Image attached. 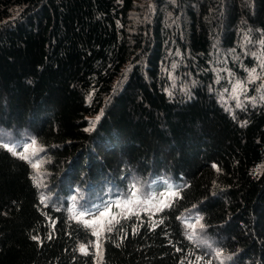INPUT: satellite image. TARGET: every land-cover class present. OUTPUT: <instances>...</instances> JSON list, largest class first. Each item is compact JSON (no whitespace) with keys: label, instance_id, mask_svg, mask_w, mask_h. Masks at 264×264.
Here are the masks:
<instances>
[{"label":"trees","instance_id":"obj_1","mask_svg":"<svg viewBox=\"0 0 264 264\" xmlns=\"http://www.w3.org/2000/svg\"><path fill=\"white\" fill-rule=\"evenodd\" d=\"M247 34L258 49L264 0H0V125L51 154L65 202L41 204L0 147V264H95L92 228L68 219L79 186L125 188L89 203L119 220L99 264H220L187 238L198 217L234 264H264V100L228 109L213 66L231 50L254 66ZM133 177L170 206L125 219Z\"/></svg>","mask_w":264,"mask_h":264},{"label":"rangeland","instance_id":"obj_2","mask_svg":"<svg viewBox=\"0 0 264 264\" xmlns=\"http://www.w3.org/2000/svg\"><path fill=\"white\" fill-rule=\"evenodd\" d=\"M250 41L249 34L245 35L241 44V49L245 53H252L255 54L256 64L254 66H244L242 63L236 64L238 67H242L243 69H246V72H239L233 68V65L235 64L233 62V58L235 59L236 53L231 50L229 52L230 56L224 55L221 59H215L214 61V71H215V79L216 83L219 87V98L223 102V104L230 110H235L236 107V99L232 95V89L234 85L239 81L242 85L241 88L237 89V95L239 97L241 106L253 102L252 97H255V101L262 100L261 96H264V88H261L260 86L264 84V67H261V60L264 59V52L261 48V43L259 41L258 49L253 50L248 45ZM237 52H240V49L238 48L236 50ZM227 56V57H226ZM242 62V61H241ZM255 68L256 69V76L258 79L255 81H249V72ZM174 83V82H173ZM227 89V91H225ZM257 89H260L257 91ZM171 90V89H170ZM25 132L22 131L21 133L11 129V128H5L0 125V142H6L9 143L10 146H15V144L19 141V139L23 136H25ZM20 137V138H19ZM30 143V142H29ZM20 144H28V143H20ZM18 145V144H17ZM16 151L19 153L22 151L21 148L16 147ZM35 153V154H34ZM25 155L29 156V163L32 166L34 163H38L37 168H33V180L38 186L40 193L43 194L45 197H47L45 203H52L56 207H62L64 206L65 202H63L62 199H64L63 196L55 195V188L59 185L53 184V158L51 154L44 149L43 146L36 143L35 146H31L28 148V152L25 153ZM60 177V174H56V180ZM133 181V184H135L136 188L143 194H147V188L145 186V182L141 177H133L131 178ZM119 191L125 192V188L122 187H110V186H104L102 190H89L82 187H77V195H76V201L77 204L80 206L81 210H83L85 207L89 208V203H92L94 200H99L103 197L104 193L108 191L109 193L112 191ZM55 195V196H54ZM164 199V198H163ZM170 201H163V203L156 204L154 207H149L144 203L143 201L139 203H132L129 206H122L120 210V214L125 216L133 215V214H140V213H146V214H155L158 211L159 208L163 207L165 204H169ZM101 211H103V208H100ZM94 215L98 217L96 220V223L92 226V231L95 230L99 232L100 235V241H99V250L97 251L95 245L94 252H95V264H99V262L103 258V241H104V235L107 231V227L112 226L114 220L110 217V214L105 215L103 217L99 216V212H95ZM117 218V217H116ZM85 219L91 220L93 219L92 215L86 216ZM109 221H111V225H109ZM203 225V227H201ZM188 235H193V239H191L195 244L199 245L200 248L204 251L206 255H209V257L212 259H215L216 261L220 262V264H234V257L233 253L226 251V249L221 245V241L217 238L216 235L212 234L208 231L207 227L203 224L202 219L197 220L195 222V228H188L186 229ZM96 241V237L94 236L93 242ZM217 253H220L219 256H217ZM194 264H205L204 258L200 260H196Z\"/></svg>","mask_w":264,"mask_h":264},{"label":"snow or ice","instance_id":"obj_3","mask_svg":"<svg viewBox=\"0 0 264 264\" xmlns=\"http://www.w3.org/2000/svg\"><path fill=\"white\" fill-rule=\"evenodd\" d=\"M260 43H261L262 45H264V39L260 40ZM173 67H175V65H173ZM261 67H264V59L261 60ZM255 73H256V69H255V68H253V69L251 70V72H249V77H248V78H249V81H255L256 79H258V77L256 76ZM241 87H242V85H241L240 82L238 81V82L234 85V87H233V89H232V95H233V97L236 99V107H237V108L241 107V103H240L239 97H238V95H237V89H239V88H241ZM260 87H261V88H264V84H262ZM259 90H260V89H257V91H259ZM225 91H227V89H225ZM251 99H252V101H253V103H254V102H255V97H252ZM261 99L264 100V96H261ZM101 115H102V113H101ZM99 119H100V116H97V117H96V121H98ZM96 121H93V122H92V128L95 127V123H96ZM89 130H91V129H85V131H89ZM36 143H37V142H36L35 139H31V140H30V143H28V144H18V145H16V146H10V144H9V143H6V142H0V147H3L5 150H7L8 152H10V153H11L12 155H14V156H17V155H18L21 159H23V160H25V161H29V156L25 155V153L28 152V148H29V147H31V146H35ZM16 147L21 148L22 151H20V152L18 153V152L16 151ZM34 154H35V153H34ZM29 162H30V161H29ZM38 166H39L38 163H34V164H32V167H33V168H37ZM213 167H215V165H213ZM138 191H139V190L136 188L135 184L131 185L130 197H129L128 201H127L128 204L139 203V202H140V197L137 196V192H138ZM170 194L173 195V196H177V195H179L178 192H171ZM46 199H47V197H45L43 194H41V197H40V203H41V204H45ZM71 199H72V201H73V204H72V207L69 209L70 215H69L68 219H69V220H73V221H75V222H77V223H81V222H82L83 225H84L86 228H92L93 224H95V223H96V220L98 219V217H96V216L94 215V211H93V209H89V208L85 207L83 210H81V211H79V213H77V210H76V209H77V205H76V197L73 196ZM155 199H156L155 197H150L148 200L144 201V203H151L152 200H155ZM161 203H163V201H161ZM115 206L119 208V207L121 206V205H120V202L117 201L116 204H115ZM169 206H170V205H167V204L164 205V207H169ZM45 207H47L46 204H45ZM111 207H112V205H106V206L104 207V210L101 211L100 208H99V206H96V208H95V212H99V216H100V217H103V216L109 214V212H110V210H111ZM193 207H195V206H193ZM158 211H163V207L159 208ZM89 215H92V216H93V219H91V220L85 219V217H86V216H89ZM124 218H125V219L127 218V214L124 216ZM197 219L200 220V219H202V217H198ZM113 220H115L116 223H119V220H118L116 217H113ZM111 223H112V222L109 221V225H111ZM159 223H163V220L161 219V220L159 221ZM157 226H158V224L155 223V222H153V223L151 224V228H152L153 230H154ZM52 227L55 228V222L52 223ZM187 227H188V228H193V229H194V228H195V224H188ZM201 227H203V225H201ZM112 231H113V227H112V226L107 227V232L111 233ZM135 231H136V229L133 228V233H135ZM91 235L96 237V241H94V242H92V243L95 245V247H96V249H97V251H98V250H99V241H100V235H101V234H100L99 232L93 230V231L91 232ZM31 238H32L33 240H35V241H39V240H40V237H39V236H32ZM122 238H123V237H122ZM187 238H188L189 240H191V239H193V235H188ZM48 239H52V235H51V234H49ZM76 250H78V251H79L81 254H83V255H88V247H87L85 244H80V245L78 246V249H76ZM177 251H180V249H177ZM219 255H220V253H217V256H219ZM200 259H202V257H197V260H200ZM181 264H183V262H181Z\"/></svg>","mask_w":264,"mask_h":264}]
</instances>
